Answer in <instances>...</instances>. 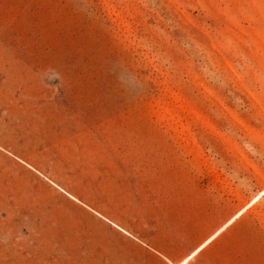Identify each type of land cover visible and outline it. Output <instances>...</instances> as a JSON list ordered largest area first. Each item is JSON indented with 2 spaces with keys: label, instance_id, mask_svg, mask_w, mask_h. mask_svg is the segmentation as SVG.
I'll list each match as a JSON object with an SVG mask.
<instances>
[{
  "label": "rangeland",
  "instance_id": "374dc122",
  "mask_svg": "<svg viewBox=\"0 0 264 264\" xmlns=\"http://www.w3.org/2000/svg\"><path fill=\"white\" fill-rule=\"evenodd\" d=\"M103 167L235 200L264 264V0H0V264H102L58 186Z\"/></svg>",
  "mask_w": 264,
  "mask_h": 264
},
{
  "label": "crops",
  "instance_id": "0c3cea01",
  "mask_svg": "<svg viewBox=\"0 0 264 264\" xmlns=\"http://www.w3.org/2000/svg\"><path fill=\"white\" fill-rule=\"evenodd\" d=\"M38 151L26 158L28 165L38 166ZM111 171L99 168L65 184L67 191L58 186L111 238L94 245L102 264H241L239 237L237 253L235 246L241 207L235 200L216 193L179 198L176 185L131 183Z\"/></svg>",
  "mask_w": 264,
  "mask_h": 264
},
{
  "label": "bare ground",
  "instance_id": "6f19581e",
  "mask_svg": "<svg viewBox=\"0 0 264 264\" xmlns=\"http://www.w3.org/2000/svg\"><path fill=\"white\" fill-rule=\"evenodd\" d=\"M242 212H243V211H242ZM242 212H241V213H242ZM237 217H239V214L236 216V218H237ZM234 219H235V218H234ZM230 222H231V221H230ZM230 222H229V223H230Z\"/></svg>",
  "mask_w": 264,
  "mask_h": 264
}]
</instances>
